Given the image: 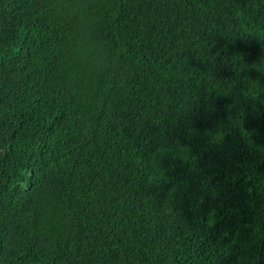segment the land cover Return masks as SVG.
Listing matches in <instances>:
<instances>
[{
	"label": "trees",
	"instance_id": "trees-1",
	"mask_svg": "<svg viewBox=\"0 0 264 264\" xmlns=\"http://www.w3.org/2000/svg\"><path fill=\"white\" fill-rule=\"evenodd\" d=\"M0 264H264V0H0Z\"/></svg>",
	"mask_w": 264,
	"mask_h": 264
}]
</instances>
